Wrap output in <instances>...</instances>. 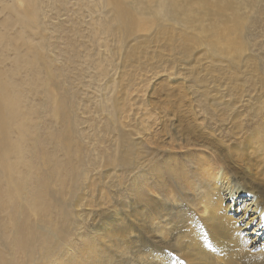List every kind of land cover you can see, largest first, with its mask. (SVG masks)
<instances>
[{"label":"bare ground","instance_id":"obj_1","mask_svg":"<svg viewBox=\"0 0 264 264\" xmlns=\"http://www.w3.org/2000/svg\"><path fill=\"white\" fill-rule=\"evenodd\" d=\"M92 1L87 8L94 14L100 7ZM133 1V6L122 0L102 2L113 6L126 35L150 28V21L137 22L136 16L148 13L159 0ZM160 1L157 17L180 16L188 25L199 24L201 16L204 22L235 3ZM18 20L26 28L36 27L34 2L27 4ZM98 27L95 38L104 41L115 35L110 26ZM42 48L33 50L31 64L42 62ZM42 71L49 74L50 69L45 64L38 67V74ZM63 71L55 67L52 79L61 82L55 87L53 82L52 89H44L48 81H42L46 103L34 108L24 103L22 91L3 78L0 68V264H20V260L28 264L37 256L44 260L57 245L51 248L52 240H59L58 229L66 232L73 224L75 230V222L87 216L98 224L93 231L98 239L87 232L79 238L85 247L67 250L71 253L67 263L53 256L44 264H264L262 116L251 126L225 118L205 126L192 115L196 113L192 104L179 103L185 99L180 96L165 97L166 105L137 114L136 169L141 179L133 186L136 206L127 208L128 204L113 202L121 194L111 196L106 187H94L101 164L114 161L98 148L81 149L71 110L76 97L70 100ZM42 110L49 120H42ZM94 201L101 210L96 215L91 211Z\"/></svg>","mask_w":264,"mask_h":264},{"label":"rangeland","instance_id":"obj_2","mask_svg":"<svg viewBox=\"0 0 264 264\" xmlns=\"http://www.w3.org/2000/svg\"><path fill=\"white\" fill-rule=\"evenodd\" d=\"M29 2L35 3L37 20L36 27L26 28L18 18ZM102 2H90L102 9L93 14L87 8L88 0H0V68L3 78L22 91L24 103L34 108L46 103L42 81H48L44 89H52L53 82L54 87L61 82L52 79L55 67L64 68L67 76L62 79L63 86L68 87L71 101L76 97L71 110L81 149L89 152L98 148L114 161L98 168L95 189L106 187L111 196L121 194L113 202L135 208L133 191L141 179L136 169L137 114L180 96L186 100L178 102L192 104L196 109L192 115L196 114L203 125L212 127L222 118L230 123L244 120L251 126L259 117L264 118V0H234L232 7L206 17L204 22L201 16L200 23L192 25L178 19L180 16L171 20L157 17L159 0L148 13L136 16L137 22L150 21V28L134 29L127 35L113 6ZM99 25L110 26L115 35L96 40L94 32L99 31ZM40 46L43 60L33 65V50ZM45 64L49 74H38V67ZM42 111V120H49ZM94 197H98L97 191ZM91 204V211L100 213L97 202ZM87 219L76 221L75 230L73 224L66 232L58 229L59 240L54 238L51 244V248L57 244L53 252L44 260L32 258L28 264H44L53 256L67 263L71 259L68 249L78 252L85 247L79 239L83 234L89 232L98 239L93 234L98 224ZM77 228L80 230L75 232Z\"/></svg>","mask_w":264,"mask_h":264}]
</instances>
